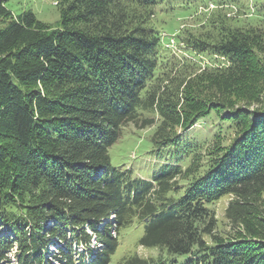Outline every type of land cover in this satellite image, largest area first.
Masks as SVG:
<instances>
[{
	"label": "trees",
	"instance_id": "16d2710c",
	"mask_svg": "<svg viewBox=\"0 0 264 264\" xmlns=\"http://www.w3.org/2000/svg\"><path fill=\"white\" fill-rule=\"evenodd\" d=\"M7 1L0 264H110L136 221L139 246L160 256L124 264H176L181 255L184 264H264V28L228 16L225 0H60L59 28L32 10L14 15ZM193 1L189 17L206 16L198 12L209 1L217 7L200 31L179 28L175 38L214 64L166 55L158 10ZM208 119L210 146L185 135ZM129 125L154 128L159 167L149 177L111 162ZM225 197L233 233L219 236L211 208Z\"/></svg>",
	"mask_w": 264,
	"mask_h": 264
},
{
	"label": "rangeland",
	"instance_id": "374dc122",
	"mask_svg": "<svg viewBox=\"0 0 264 264\" xmlns=\"http://www.w3.org/2000/svg\"><path fill=\"white\" fill-rule=\"evenodd\" d=\"M60 0H8L6 6L13 12L14 15H19L27 10H32L37 18L47 23L52 28H59L61 15L57 2ZM238 1V0H235ZM239 6L237 3H233L232 0H225L224 9L227 10L228 16L236 17L242 24L248 26L252 24L254 26L261 25L264 28V0H239ZM189 3V2H188ZM186 3V5L188 4ZM200 1H193L187 8H183L186 5H180L179 3H174L173 8L170 6L161 7L158 10L157 18L168 22L163 27L162 33L169 35H176L181 29H191L193 32L201 30V26L206 20V17L211 13V9L215 10L213 1H209L208 4H202L199 7V12H204L206 16H190L196 13L197 5ZM242 4V5H241ZM216 5V4H215ZM219 6V5H218ZM233 10V11H232ZM226 11V10H224ZM249 13V14H248ZM238 17H237V16ZM249 15V16H248ZM160 21V20H159ZM161 22V21H160ZM4 22H0V26L4 25ZM161 24H163L161 22ZM166 29V30H165ZM183 31V30H182ZM179 33V32H178ZM177 33V34H178ZM166 41V46L169 48L166 55L169 57L173 55L175 59H190L194 61H200L202 65L211 64L213 62L212 57L208 54H195L189 53L184 46L177 44V38L174 46H168L169 38L164 37ZM219 62H216V64ZM215 123L213 119H208L206 122H200L195 127H193L189 133L185 134L188 137H193L207 142L210 146L213 141V127L212 124ZM154 132V128L139 129L134 125H129L124 128L121 139L114 144L110 150L111 162L113 165H121L124 168L132 169L135 176L138 177H149V175L159 167L158 162L150 157V152L152 150L151 136ZM205 143H203L204 145ZM230 201V197H225L212 205L215 211L217 219V234L219 236H225V234H232L228 220L225 217V210ZM144 232V224L135 222L131 226L124 228L121 231L119 237V245L116 252L112 256L110 264H124L122 262L124 257L139 255L142 258H158L160 256V251L155 247H144L139 246V239L142 237ZM206 240L210 242L209 238ZM92 247V246H90ZM54 250L52 249L51 252ZM11 258L14 259V253H12ZM168 258L167 255H164ZM188 260L187 255H181L177 257L176 264H184ZM9 264V263H8ZM14 264V263H11ZM53 264H59L56 261ZM168 264H173L172 262Z\"/></svg>",
	"mask_w": 264,
	"mask_h": 264
}]
</instances>
